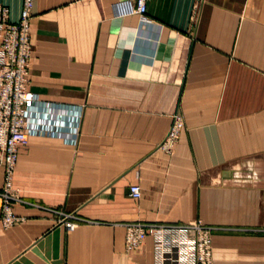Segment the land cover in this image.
Returning a JSON list of instances; mask_svg holds the SVG:
<instances>
[{
    "label": "crops",
    "instance_id": "1",
    "mask_svg": "<svg viewBox=\"0 0 264 264\" xmlns=\"http://www.w3.org/2000/svg\"><path fill=\"white\" fill-rule=\"evenodd\" d=\"M117 1L33 0L30 89L82 116L76 143L18 149L0 264H158L123 224L196 219L213 264H264V0H144L148 24ZM0 5L19 19L22 0Z\"/></svg>",
    "mask_w": 264,
    "mask_h": 264
},
{
    "label": "built area",
    "instance_id": "2",
    "mask_svg": "<svg viewBox=\"0 0 264 264\" xmlns=\"http://www.w3.org/2000/svg\"><path fill=\"white\" fill-rule=\"evenodd\" d=\"M33 0H22L16 22L9 21V9L0 5V164L3 171L0 188V222L9 228L20 220L13 211V203L20 201L13 187V176L18 149L27 145L31 136H51L76 143L82 116V106H56L40 102L30 89L28 78L30 45V17ZM117 17H146L144 0H120L113 4ZM169 129L160 147L172 151L184 123L178 112L171 115ZM128 194L140 199L139 184H131ZM125 245L139 246L148 236L153 240L158 264H213L212 226L200 219L184 223L127 222Z\"/></svg>",
    "mask_w": 264,
    "mask_h": 264
}]
</instances>
